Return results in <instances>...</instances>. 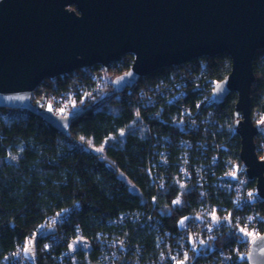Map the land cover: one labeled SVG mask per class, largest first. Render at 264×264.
Wrapping results in <instances>:
<instances>
[{
  "label": "trees",
  "instance_id": "obj_1",
  "mask_svg": "<svg viewBox=\"0 0 264 264\" xmlns=\"http://www.w3.org/2000/svg\"><path fill=\"white\" fill-rule=\"evenodd\" d=\"M130 67L91 66L108 83L100 90L84 81L97 102L72 114L68 136L27 110L0 107V264H247L251 241L264 229V201L253 195L238 205L237 193L222 184L233 167L244 166L237 94L219 105L209 101L211 84L231 70L230 56L159 68L109 95L114 78ZM253 68L256 123L264 116V49ZM72 74L46 77L32 101L73 98ZM75 92L85 95L79 86ZM263 142L260 133L259 153ZM245 183L255 190L254 180ZM195 237L202 241L197 254ZM31 239L34 258L23 253Z\"/></svg>",
  "mask_w": 264,
  "mask_h": 264
},
{
  "label": "water",
  "instance_id": "obj_2",
  "mask_svg": "<svg viewBox=\"0 0 264 264\" xmlns=\"http://www.w3.org/2000/svg\"><path fill=\"white\" fill-rule=\"evenodd\" d=\"M259 49H264V0H0V107L27 110L68 136L73 115L32 101L46 77L106 68L131 54L134 63L114 78L113 95L159 68L226 52L231 70L215 85L211 103L237 94L240 158L264 201V160L255 143L264 126L254 123L250 107ZM245 260L264 264V229Z\"/></svg>",
  "mask_w": 264,
  "mask_h": 264
},
{
  "label": "built area",
  "instance_id": "obj_3",
  "mask_svg": "<svg viewBox=\"0 0 264 264\" xmlns=\"http://www.w3.org/2000/svg\"><path fill=\"white\" fill-rule=\"evenodd\" d=\"M126 56H129L127 58V60L125 59ZM125 61L129 62L131 64V66H132V64L134 63V56L131 55V54L124 55V56H122V58L120 60L112 62L106 68H108L110 66L111 67H122L125 64ZM101 67H103V66L101 65ZM70 73H73L72 75L75 77V81L77 83L76 85H72L71 86V91H70L71 94L70 95L71 96L73 95V98L67 99L66 97L61 95V98L65 99V100H63V102H59L56 99H49L46 95H44L40 99L41 103L37 102L35 104L40 106V107H42V108H44V109H46V110L52 111V112H54L56 114H59V115H62V116H71L73 113H75L78 110L82 109V107L84 105L88 104L89 102L95 104L97 102L98 94L96 96H90L89 95L90 94L89 93L90 90L88 88H86V86L84 84V81L86 79H88V78H91L92 80H94L96 82L95 86L97 87V89L101 90L102 86H103L102 81L104 80V83H105V81L108 83V78L106 76H104L99 70L91 69V66L78 68V69H76V70H74V71H72ZM217 83L218 82L214 81L211 84V87H210L211 94H210V99H209L210 102H211V99H212L213 90H214L215 85ZM76 86H79V88H81V90H84V94L85 95H84V97L82 99H80V98L78 99L77 96H76V92H75V87ZM99 96H101V95L99 94ZM177 97H179V96L177 95L176 98ZM41 100H43V101H41ZM72 102H75V103L81 102L82 104H81V106L74 107L75 105ZM73 107H74V109H73ZM182 109H183V113H186V114L188 113V110H186L185 106ZM258 123L259 124H257V123H255V124L256 125H263V124H260V122H258ZM261 146H262L261 149L264 150V142L261 144ZM262 150H260V152H262ZM235 175L237 176L236 179L234 178L233 180H231V177H233V176L235 177ZM186 177L187 178L190 177L189 172L187 173ZM224 178H226V179H225V182L222 181V184L225 183L228 186L230 191L232 190V191L237 193L238 196L235 197L234 201L238 205L245 203L247 201V199H249V200H252V198L254 199L255 197H253V195H255L256 197L259 198L258 191H257L256 188L254 190V189L249 188V187L246 186V183H245L246 179L251 181L248 178V175L246 173V169L243 168V171H242V169H238L236 167H233L232 170L230 171V173L225 174ZM228 180H230V182H228ZM231 181H232V183H231ZM250 193H251V195H249ZM209 215H211V213H209ZM263 224H264V220H263ZM237 228L238 227H236L234 225L232 226V229H234V230H236ZM210 232H211V230H210ZM257 234H258V231H256L254 229V230H252L251 237L253 238ZM260 234H258V235H260ZM255 237H257V236H255ZM195 238L196 239H193V242H192L191 245H193L192 250L195 251V253H196V250L198 249V245L202 241L200 242V240H201L200 238H197V237H195ZM54 240L56 242L59 241V237L58 236H54ZM195 240H196V242H195ZM25 249H24L23 253H26ZM180 264H194V261H192L190 259H185L184 262H182Z\"/></svg>",
  "mask_w": 264,
  "mask_h": 264
},
{
  "label": "rangeland",
  "instance_id": "obj_4",
  "mask_svg": "<svg viewBox=\"0 0 264 264\" xmlns=\"http://www.w3.org/2000/svg\"><path fill=\"white\" fill-rule=\"evenodd\" d=\"M41 97H38V99H40ZM40 101V100H39ZM75 106L74 107H76V106H81V102H79V103H75V102H72ZM77 104V105H76ZM74 107H73V109H74ZM109 110H112V111H115L116 112V110L118 109V106H116V105H111L109 108H108ZM257 119V118H256ZM254 121V120H253ZM258 122H260V124H263L262 126H264V116H261V117H258ZM257 121H256V123L257 124H259ZM124 132H121L120 133V135L121 136H124ZM119 141H121V142H123L124 141V139H118ZM87 144L91 147V148H93L95 151H97V152H99V153H102V150H103V146H93L92 145V143H91V141H89V140H87ZM259 145V144H258ZM259 147H262V146H259ZM256 150H257V144H256ZM257 153H258V157H259V159H261V160H264V150H262V152L261 153H259L258 152V150H257ZM260 154H262V156H260ZM238 168V167H237ZM241 167L239 166V168L238 169H240ZM243 168L244 169H246V167L245 166H243ZM251 233H252V231H251ZM26 254H28V256H30L31 258H34L35 256H36V239H31L30 241H28L27 242V246H26Z\"/></svg>",
  "mask_w": 264,
  "mask_h": 264
},
{
  "label": "snow or ice",
  "instance_id": "obj_5",
  "mask_svg": "<svg viewBox=\"0 0 264 264\" xmlns=\"http://www.w3.org/2000/svg\"><path fill=\"white\" fill-rule=\"evenodd\" d=\"M249 195H251V193Z\"/></svg>",
  "mask_w": 264,
  "mask_h": 264
}]
</instances>
